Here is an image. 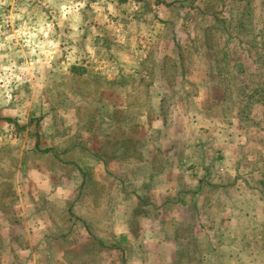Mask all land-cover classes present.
<instances>
[{
  "label": "rangeland",
  "instance_id": "rangeland-1",
  "mask_svg": "<svg viewBox=\"0 0 264 264\" xmlns=\"http://www.w3.org/2000/svg\"><path fill=\"white\" fill-rule=\"evenodd\" d=\"M97 1L124 42L0 102V264H264V0Z\"/></svg>",
  "mask_w": 264,
  "mask_h": 264
},
{
  "label": "clouds",
  "instance_id": "clouds-1",
  "mask_svg": "<svg viewBox=\"0 0 264 264\" xmlns=\"http://www.w3.org/2000/svg\"><path fill=\"white\" fill-rule=\"evenodd\" d=\"M84 7L83 2L72 3L71 0H14L11 3L0 0V102L3 105L14 102L12 93L23 84L41 89L50 71H62L82 58L94 57L92 36L85 41L83 50L76 47L83 35L80 10ZM91 7L97 13L102 11L95 4ZM108 11L116 15L112 5H108ZM91 32L99 35L95 29ZM120 42H124L123 35ZM62 56L63 62L53 67ZM20 96L23 97V92ZM28 106L26 102L15 108L12 115L23 118V109Z\"/></svg>",
  "mask_w": 264,
  "mask_h": 264
},
{
  "label": "crops",
  "instance_id": "crops-1",
  "mask_svg": "<svg viewBox=\"0 0 264 264\" xmlns=\"http://www.w3.org/2000/svg\"><path fill=\"white\" fill-rule=\"evenodd\" d=\"M93 4L100 7L102 9V11L97 13L91 7ZM85 6H86V9L83 8L80 10V15L82 17L81 28L83 29V35L80 37L79 41H81V43H82V49H84L85 41L88 40L89 36H92L91 46L95 50L97 49V36L98 35H93V33L91 32V29H95L96 33L102 32L103 35L105 33V37L108 36L107 38H109V39H112L111 34H113V36L118 38V39H120V35H122V34L126 35V29L123 26L125 17L123 15L121 17L113 18L112 15H110L109 12L107 11L108 7L100 4L97 0H90L86 3ZM117 6H118L117 3H114L112 5V7H114V8H116ZM105 17H107L106 20H105ZM65 31H67V29ZM70 43H72V42L68 41V44H70ZM117 44H122V43H120V41H119V43H117ZM63 46L64 45L62 43L61 48H63ZM144 48L145 47H143V49ZM62 62H63L62 60L60 62H57V63L54 62L53 67H55V66L58 67ZM223 146H225V148H227L228 146L234 147V148L236 147V145L233 146L232 144H230L229 141L224 142ZM222 150L224 152L226 151L224 149V147ZM225 166H227V163L225 164ZM225 170L226 169H224V171ZM191 174H192V176H195L194 174H196V171L192 170ZM190 193L193 194V191H191ZM176 205H177L176 208L181 209V210H187L189 207L188 204H183L181 201L176 202Z\"/></svg>",
  "mask_w": 264,
  "mask_h": 264
},
{
  "label": "trees",
  "instance_id": "trees-1",
  "mask_svg": "<svg viewBox=\"0 0 264 264\" xmlns=\"http://www.w3.org/2000/svg\"><path fill=\"white\" fill-rule=\"evenodd\" d=\"M248 89H249L250 93L248 95H246V97L244 98L246 100V104H244V102L240 100L241 95L239 96L240 93H238L239 100H237V102H239V104L240 103L243 104L242 105V108H241V111L239 110L238 113H239V116H242V117H243V114H244L243 112L246 111V115H247L248 114V111L250 110L249 107H252L254 104L259 103L262 106H264V89L263 88H260L259 86H257V87H250ZM229 95H232V93L231 94H227V97H229ZM234 103H236V100H234ZM237 106H239V105H237ZM244 120H246V119L244 118ZM123 144H124L123 147H127L128 145H131V142L128 139H126V140L123 141ZM51 151H52V149H46L43 152L45 153V152H51ZM80 173L82 174L83 178H86V173H84L83 171L82 172L80 171Z\"/></svg>",
  "mask_w": 264,
  "mask_h": 264
}]
</instances>
